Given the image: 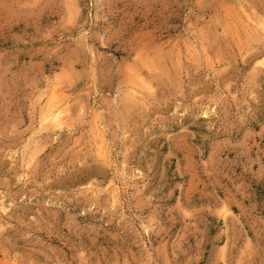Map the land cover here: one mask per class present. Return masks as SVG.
<instances>
[{
	"label": "rangeland",
	"instance_id": "1",
	"mask_svg": "<svg viewBox=\"0 0 264 264\" xmlns=\"http://www.w3.org/2000/svg\"><path fill=\"white\" fill-rule=\"evenodd\" d=\"M0 264H264V0H0Z\"/></svg>",
	"mask_w": 264,
	"mask_h": 264
},
{
	"label": "bare ground",
	"instance_id": "2",
	"mask_svg": "<svg viewBox=\"0 0 264 264\" xmlns=\"http://www.w3.org/2000/svg\"><path fill=\"white\" fill-rule=\"evenodd\" d=\"M61 113H62V110H54L52 111V113L48 116V118L50 117L52 120H54L55 122H60L61 121Z\"/></svg>",
	"mask_w": 264,
	"mask_h": 264
}]
</instances>
